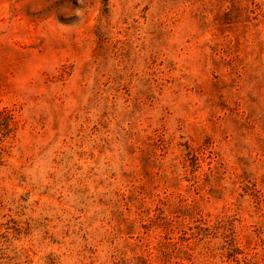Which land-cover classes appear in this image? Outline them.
Segmentation results:
<instances>
[{
	"label": "rangeland",
	"instance_id": "1",
	"mask_svg": "<svg viewBox=\"0 0 264 264\" xmlns=\"http://www.w3.org/2000/svg\"><path fill=\"white\" fill-rule=\"evenodd\" d=\"M0 264H264V0H0Z\"/></svg>",
	"mask_w": 264,
	"mask_h": 264
}]
</instances>
